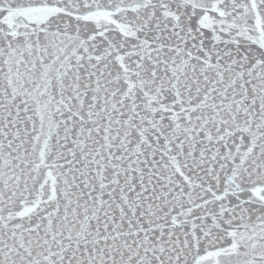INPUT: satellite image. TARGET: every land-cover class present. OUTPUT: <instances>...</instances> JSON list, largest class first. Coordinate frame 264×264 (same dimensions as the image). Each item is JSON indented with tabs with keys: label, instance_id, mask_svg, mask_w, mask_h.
Segmentation results:
<instances>
[{
	"label": "snow or ice",
	"instance_id": "6c2138e0",
	"mask_svg": "<svg viewBox=\"0 0 264 264\" xmlns=\"http://www.w3.org/2000/svg\"><path fill=\"white\" fill-rule=\"evenodd\" d=\"M0 264H264V0H0Z\"/></svg>",
	"mask_w": 264,
	"mask_h": 264
}]
</instances>
